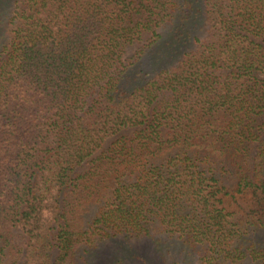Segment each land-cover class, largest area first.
Masks as SVG:
<instances>
[{"label": "trees", "instance_id": "1", "mask_svg": "<svg viewBox=\"0 0 264 264\" xmlns=\"http://www.w3.org/2000/svg\"><path fill=\"white\" fill-rule=\"evenodd\" d=\"M0 264H264V0H0Z\"/></svg>", "mask_w": 264, "mask_h": 264}, {"label": "rangeland", "instance_id": "2", "mask_svg": "<svg viewBox=\"0 0 264 264\" xmlns=\"http://www.w3.org/2000/svg\"><path fill=\"white\" fill-rule=\"evenodd\" d=\"M128 132H129V134H131L133 131L130 130V131H128ZM252 149L254 150V146H252ZM87 167H88L87 165H84V166L81 168V170H85ZM145 245H146V244H145ZM135 246L138 247L139 249H144V248H145V249H148V248H149L148 245H146V246L144 247L143 244H140V243H136ZM109 248H111V249L108 251ZM110 251H111V252L115 251L114 246H113V248H112L111 246H108V247H107L106 249H104V251L102 252V255L105 256V260H106L107 257H109ZM106 252H107V253H106ZM103 262H104V261H103ZM103 262L101 261V263H103Z\"/></svg>", "mask_w": 264, "mask_h": 264}]
</instances>
